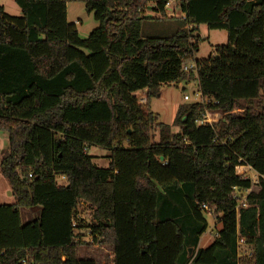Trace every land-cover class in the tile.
<instances>
[{
    "label": "trees",
    "instance_id": "1",
    "mask_svg": "<svg viewBox=\"0 0 264 264\" xmlns=\"http://www.w3.org/2000/svg\"><path fill=\"white\" fill-rule=\"evenodd\" d=\"M14 1L19 16L0 5V172L14 198L0 204V264H101L82 246H109L114 264H264V0ZM170 1L183 28L142 37L148 5L164 17ZM67 2L98 23L84 39ZM200 24L227 42L196 60ZM191 81L201 97L178 106L172 133L145 106L161 86ZM209 113L222 117L199 124ZM90 146L110 151L107 168ZM35 206L21 223L19 209ZM207 213L220 227L199 248Z\"/></svg>",
    "mask_w": 264,
    "mask_h": 264
},
{
    "label": "rangeland",
    "instance_id": "2",
    "mask_svg": "<svg viewBox=\"0 0 264 264\" xmlns=\"http://www.w3.org/2000/svg\"><path fill=\"white\" fill-rule=\"evenodd\" d=\"M0 5L3 6L4 11L11 16H19L21 14L20 8L14 0H0ZM150 6L152 7V5L149 4L143 15L144 18L141 25L142 37H168L178 29L183 28V14L180 12L177 2H169V4L165 7L164 17H160V15L154 13ZM66 20L68 23L76 24L80 39L86 38L91 30L98 25L93 17V13H87L84 9L83 3L81 2H67ZM194 35L199 38L197 45L198 49L194 54L196 60L205 59L211 56L214 52L215 46L224 45L227 42V34L225 30H208L203 24L198 26ZM83 51L86 53L85 50ZM197 92L196 81L163 85L160 87V93L148 100L145 110L149 109L153 113L157 114L159 121L168 125L172 133H176L179 131V128L178 126L173 125V120L178 106L185 102L183 100V96H189L188 101L198 100V96L196 95ZM144 104L146 103H143L142 105ZM234 112L238 113L240 111L234 110L233 113ZM209 115L210 116L208 117L215 119L216 121L222 117V114L220 113H209ZM153 137H157L156 132L153 134ZM7 150V134L5 132H0V160ZM87 152L91 156L95 166L99 168L108 167V156L110 154L109 150L97 146H90L87 149ZM13 202L14 198L11 194L9 183L0 172V204H12ZM39 211L40 207L38 206L32 208H20L19 215L21 223L34 220L38 217ZM80 211L86 221H88V211L84 207H81ZM205 219L207 220V229L199 238V248L207 247L214 239L215 234L220 227V223L210 214H205ZM84 239L88 240L87 235H85ZM108 248L109 246L104 247L105 250L109 251ZM105 252L106 251H103V248L96 250L95 252L87 251L85 247L82 246L78 250V255H90L92 257H96L97 259H102Z\"/></svg>",
    "mask_w": 264,
    "mask_h": 264
},
{
    "label": "built area",
    "instance_id": "3",
    "mask_svg": "<svg viewBox=\"0 0 264 264\" xmlns=\"http://www.w3.org/2000/svg\"><path fill=\"white\" fill-rule=\"evenodd\" d=\"M168 4H169V2L166 3V6H167ZM166 6H165V7H166ZM191 67H194V64H193V63H190V64H188V65H185V66L183 67V69H184V70H187L188 68H191ZM196 95L198 96V99H200V97H201L200 93L197 92ZM183 100H184V101L189 100V96L184 95V96H183ZM138 101H139V103H141V104L145 103V102H146L145 95H141V96L138 98ZM213 121H215V119H212V118L208 117V115H205V116L203 117V119L199 121V124H202V123H211V122H213ZM248 174H249V175H248ZM242 176H243L244 179H249V180L251 181V183H256V182H257V179H258V177H259V175H258L256 172H254V171L251 169L250 166L247 167L246 172H245ZM262 177H263V176H262ZM56 179H57L56 181H57L58 183H64V181H65V178H64L63 175L57 176ZM239 205L242 206V207L245 206V200H244L243 197L240 198V200H239ZM204 208L206 209V207H204ZM82 218L85 219V217H84L83 215H82ZM76 225H77V222H76L75 220H73V221H72V226H73V227H76ZM81 233H84V232L81 231ZM237 244H238L237 251H238V255H239V256H243V255H245V256H250V255H251L250 250L247 248V245L245 244V240H244V238L239 237V238L237 239ZM103 251H106V252L104 253L103 258H102V259H99L100 262H101V264H114L112 251H111V250L107 251V250H105V249H103ZM101 257H102V256H101ZM31 262H32V261H31L30 259H28V258H26V259L23 260V264H30Z\"/></svg>",
    "mask_w": 264,
    "mask_h": 264
},
{
    "label": "water",
    "instance_id": "4",
    "mask_svg": "<svg viewBox=\"0 0 264 264\" xmlns=\"http://www.w3.org/2000/svg\"><path fill=\"white\" fill-rule=\"evenodd\" d=\"M160 159H162V158H160ZM189 252H191V249H189Z\"/></svg>",
    "mask_w": 264,
    "mask_h": 264
}]
</instances>
